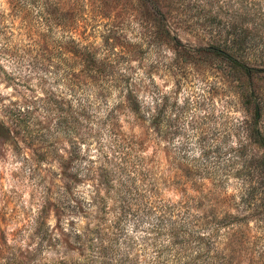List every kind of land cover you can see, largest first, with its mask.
Listing matches in <instances>:
<instances>
[{"label": "rangeland", "instance_id": "374dc122", "mask_svg": "<svg viewBox=\"0 0 264 264\" xmlns=\"http://www.w3.org/2000/svg\"><path fill=\"white\" fill-rule=\"evenodd\" d=\"M152 1L177 48L152 44L156 22L144 0H0V125L9 129L0 128V264H66L62 258L79 250L63 240L80 249L76 231L94 239L84 264L97 263L98 243L109 264H158L173 256L159 223L165 210L213 235L218 250L229 236L232 264H264L252 157L264 154V142L248 140L245 129L264 136V72L250 87L261 107L253 124L241 96L246 77L199 52L235 31L247 63L264 68V0ZM68 35L101 58L121 55L120 72L138 99L163 108L161 138L113 83L75 86L58 58L40 59L39 45L53 53ZM52 98L63 105L47 103ZM238 145L242 161L227 153ZM225 215L237 216L238 225L200 224Z\"/></svg>", "mask_w": 264, "mask_h": 264}, {"label": "trees", "instance_id": "16d2710c", "mask_svg": "<svg viewBox=\"0 0 264 264\" xmlns=\"http://www.w3.org/2000/svg\"><path fill=\"white\" fill-rule=\"evenodd\" d=\"M146 8L150 9L152 21L156 22V27H154V34L152 35L151 40L152 44H175L176 48L178 46L177 39L170 35L169 29L165 23L164 17L161 15L159 8L157 5L153 3L152 0H144ZM55 25H61V29L65 32L72 33L73 30L71 25L66 22L55 23ZM66 28V29H65ZM67 28L69 30H67ZM243 43V40H240L239 35L235 32H229L225 39H221L220 43L212 44L206 47L205 49H199L201 53H208L218 59H220L223 63L229 65L230 69L235 70L236 72H240L246 77V82L249 89H246L244 84V90L241 91V96L243 99V105L246 108H250L253 113V124H255L256 119L260 116L261 107L255 101V94L252 89H250L251 84L253 82L254 77H256L261 72H264V68H257L254 65H249L246 61L245 55H243V51L239 48ZM177 44V45H176ZM174 46V45H173ZM39 49L41 51V55H39L40 59L43 61H51L50 58H58L59 66H64L65 72L64 76L70 78V81L73 85H84L89 86L92 84L100 83L101 81L106 83H113V86L117 91L120 92L122 96V103L126 104V107L129 109L131 113H133L138 119L142 121H146L150 125V130H153L156 137L161 138L162 127H163V108H160L158 103H154L151 107L150 105H146V103L140 101L137 96V91L130 83L125 74L121 71V64L119 63V59L121 55L116 53H112L111 57H99L93 48L82 45L78 40L72 36L68 35L67 39L58 43V46L54 47L53 53L48 51L46 47L39 45ZM66 53V57L64 54ZM113 57V58H112ZM115 57V59H114ZM261 62V61H260ZM74 63L80 67V69L75 71ZM66 65L67 70H66ZM54 68L56 72L59 70L58 65H55ZM88 88V87H86ZM52 102L54 105H63L61 102L55 101V99H50L47 103ZM60 110H65L60 107ZM84 113L88 109H83ZM66 111V115L68 117L72 116L71 108ZM75 121L74 119L71 120ZM6 126L0 125L2 130H5V134L9 135V129L5 128ZM251 128V129H250ZM247 131V139L253 140L254 143L261 144L264 142V136L260 134L257 129L253 127H249V125L245 126ZM229 157L232 160L235 159H243L245 157V151H243L242 147L238 145V147L231 148L228 152ZM207 151L202 150L201 156L206 157ZM254 159H258V177L260 184V194H261V202L264 208V154L257 156L253 155ZM251 166H242L240 170V176H245L242 180L245 181V178L251 176ZM244 183V182H243ZM247 192V190H246ZM247 195V194H245ZM167 209V208H166ZM166 211V210H165ZM165 211L159 215V223L161 224L162 232L166 234L168 238V245L165 246L167 250L173 253L172 259L167 261H160L158 264H226L228 260L229 263L232 264V259L234 256L231 255L232 243L230 241V237H227V242L225 243L224 249L218 250L215 244V240L213 235L209 233H199L194 231L191 228H186L183 226L181 219L175 217L174 215L167 214ZM264 213V210H263ZM167 218V219H166ZM238 217L233 215H225L223 218L218 219L217 217L211 218L210 221L205 220L200 223L201 225H206L208 223L214 224L216 229L220 228H233L238 225V221L236 220ZM243 221V218H242ZM60 220L58 221V226ZM231 226V227H230ZM203 227L202 229H206L207 226H199ZM230 231V229H228ZM78 232L76 231L73 234V239L76 240V244L80 246V249H77L75 245L69 240L65 239L64 247L69 250H79L78 254L74 257H70L65 255L62 259L66 264H84L86 257V250L88 245L93 242V238L91 237L92 231ZM98 261L96 264H109L107 263V259L105 258L104 251L106 250L100 243H98ZM87 264V263H86Z\"/></svg>", "mask_w": 264, "mask_h": 264}, {"label": "clouds", "instance_id": "9594fccd", "mask_svg": "<svg viewBox=\"0 0 264 264\" xmlns=\"http://www.w3.org/2000/svg\"><path fill=\"white\" fill-rule=\"evenodd\" d=\"M139 75H143V73H139ZM145 99H146V102H147V103H149V104L151 103V98H150V97H147V98H145ZM197 154H198V153H197Z\"/></svg>", "mask_w": 264, "mask_h": 264}]
</instances>
